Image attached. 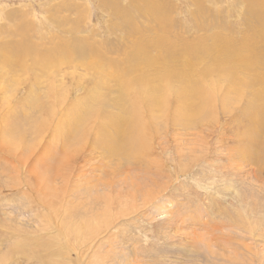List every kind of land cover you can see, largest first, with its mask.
<instances>
[{"label":"rangeland","instance_id":"374dc122","mask_svg":"<svg viewBox=\"0 0 264 264\" xmlns=\"http://www.w3.org/2000/svg\"><path fill=\"white\" fill-rule=\"evenodd\" d=\"M199 2L203 17L195 27L198 6L194 0H0L1 49L4 44H27L48 51L59 48L57 43L86 40L102 44L104 51L106 44H118L120 51L112 57L120 62L135 53L132 46L139 42H151L140 49L149 51L155 60L160 54L155 43L193 48L175 60L180 61L172 67L175 72H167L162 64L146 67V55H141V66L127 77L131 83L146 76V83L169 89L166 97L148 98L146 102L152 105L144 107L146 117L136 114L135 124L124 132L137 130L142 145L137 147V141L128 148L133 152L129 163L117 157L120 175L110 174L111 158L85 140L50 180L51 165L39 157L51 146L60 114L37 135L31 127L35 109L26 99L30 96L33 103L43 104L50 90L66 93L62 110L92 92L89 82L94 71L80 66L88 59L58 54V61L44 69L34 53L22 55L29 74L17 67L5 77L18 79V73L23 79L18 93L10 83L5 94L0 92V99H12V104L0 103V264H264V128L256 153L250 156L244 151L252 139L240 132L245 121L238 115L244 102L229 103L224 109L218 101V83L210 91L215 96H204V101L190 103L194 96L181 93L190 89L196 79L190 74L196 68L209 79L227 83L226 90L231 91L251 78L239 74L231 84V79L226 80L231 72L224 63L217 65L213 53L203 52L210 49L207 42L220 44L217 50H228L224 42L234 45L232 50L245 41L250 43L264 15V0ZM133 28L138 32L130 35ZM198 55L201 59L194 66L185 67L186 60ZM98 59L107 58L94 57ZM2 61L0 57V67ZM99 66L104 74L114 76L113 68ZM43 71L45 76L38 77ZM165 74L164 82L161 76ZM121 85L110 90L112 97ZM18 99L25 103L15 109ZM125 104L134 109L128 101ZM5 114L9 129L2 136ZM17 138L34 144L33 150L24 153L22 146L16 148ZM64 150L68 154L76 149L72 145Z\"/></svg>","mask_w":264,"mask_h":264},{"label":"bare ground","instance_id":"6f19581e","mask_svg":"<svg viewBox=\"0 0 264 264\" xmlns=\"http://www.w3.org/2000/svg\"><path fill=\"white\" fill-rule=\"evenodd\" d=\"M194 2H195V8L196 6H198L196 8V14L198 15L195 18V23H196L195 27H197L203 17L202 8H200L202 5H200L199 0H194ZM260 21L261 24H257L259 25V27L254 28L252 34V36L254 37L253 40L250 41V43H247L245 41L241 46H239L241 49L237 48L232 50L230 47L234 45L231 46V44L228 45V43L224 42V45L228 47V50L227 49L217 50L218 47H222L220 44L215 43L216 44L215 46H211L207 42V46L210 49L203 52L208 56L213 53L214 56L212 58V61H215L217 65H219V63L221 62L224 63L226 70H229V72H231L228 74L229 78L226 79V80L231 79V84L234 83L236 76L239 74L242 75L246 74V76L247 75L251 76L249 80L245 79L244 81H242L241 84H239L236 87L237 90L236 89L234 91L226 90L229 89L227 83H225V85L222 84L221 80H219L218 78L209 79V77H206L207 75H204L202 73L204 72L202 69L196 68L193 71L194 73L192 72L193 74H190L195 76L196 78L191 82L190 89L188 90L184 89L181 92L182 94L188 92L192 96H194L189 99L190 103H193L195 99L197 102H200L201 100L204 101L205 98L204 96H209L212 94L210 91H213L214 88L218 86L217 85L218 83L219 84L218 88L221 87V89H219L220 91H219L218 101L223 105L224 109L228 108L229 103L233 104L236 102H244L245 103L244 107L242 108L241 112L238 115L242 116L245 121V125H241L240 127V132L243 135H246L252 139L251 145L248 148H246V150L244 151L245 153H248L250 156L256 153L255 149H257V147L259 146V142L257 143V140L259 141L262 139L261 133H263V128H264V15L261 16ZM210 24L212 26V22ZM133 30H131V33H129L130 35L138 32V30L135 28H133ZM150 43L151 42L134 43L132 47L134 48L135 53L133 52L132 55L129 56V58L126 57L121 58L120 62L117 61V59H115L114 57H112V54L114 52L117 53L120 51V46L118 44L116 45L106 44L107 49L104 51L102 49V47H104L102 44L100 43H96L97 45L89 44L86 40H82L81 43L74 40V42L69 45H67L66 42H63L62 44L57 43L56 46L59 48H55L48 51H39L36 47L27 44H18V45L4 44L3 47L6 50L0 48V57H3V61H2L3 66L0 67V90H1L0 92L3 94H5V88L9 83L12 87L16 89V93H18V88L20 86L19 84H21L23 80L21 77H19L17 73L18 79H11L10 81L12 82L8 81L7 79H5V77L9 72L11 73L16 72V68L20 67L18 70H22L24 74H29L28 68L25 67L26 61L22 56L25 53H34L35 55L33 57L38 58V60H36V63L44 69L50 66L52 63L58 61V57L56 56L58 54H62V56L76 57V60H78L77 57L88 59V61H81L79 64L81 67L87 70L94 71L93 79L89 82V84H91V88H93L92 92L84 93V96L82 98H77L74 103L71 104L67 103L66 107L62 110H60L61 106H63V104L66 103L67 101L66 93L64 95L60 92L52 93L53 90H50V93L49 92L46 93L45 97L47 98V100L46 103L43 104L33 103L30 96H28V98L26 99L27 103L33 106V108L35 109L34 115L36 116L34 117L33 124L31 125V127L32 130H34V132L37 135H39L40 133L43 134V132L50 127L54 117L58 113L60 114L59 119L57 120L56 124H54L56 128L51 137L52 138L51 146L49 149H46V151L42 152L41 156L39 157L41 159H44V162L51 165V169L48 170V172H50V178L48 177V180L52 179L54 176L57 175V170L59 167H65V165H67L68 160L71 159L70 157L72 155H76V153L74 152L78 151V148L82 146L85 140H88V143L91 147H95V145L100 146L104 151L103 156L105 158H111L110 161L113 162L114 165L111 167L112 168L111 171L113 172H111L110 174L113 173V175L115 176L120 175L121 168L119 166L115 167L116 165L115 161L117 157L118 158L125 157L124 163H129V161L132 159L130 154H132L133 152L128 148H132L137 141H139L140 143L137 145V147L141 146L142 137H140L137 133V130L134 131L133 128H130V130L127 133L124 132L129 128V126L135 124L136 121L134 120V117L136 116V114L142 115L141 118L145 116L144 107L148 108L150 105H152V102H146L148 98H153L157 100V98L166 97L164 93L167 92L169 88L167 90H162L160 86H157L153 83H146L145 81L148 80V77L146 76H142L137 79H132L131 83L127 81V77L135 73L138 70V68L141 66V55H146V60L143 62L144 66L153 67V66H161L162 64V67L167 72H175L172 69V67L175 65V63L180 62L175 60L180 56L182 55L186 56L187 54H190L193 51V48L190 46H184L182 48L180 47L178 48L177 47L178 45L171 42L155 43L153 45L156 47L157 50L160 51L158 59L155 60L150 57L151 53L149 51L146 52L140 49L141 46L143 45L148 46ZM234 44L237 45V41ZM245 47H248V49H245ZM95 56L106 57L107 59H98L94 61ZM12 57H14L15 59H13ZM196 59H201V56L198 55L195 58L186 60L184 62V64L186 65L185 67L191 68V66H194ZM203 61L205 60L203 59ZM121 64L124 66L122 69H120ZM99 65H107L113 68V70L115 71L114 76L110 77L104 74L101 71V67ZM200 65H201V61L199 62V66ZM183 70H185V68ZM217 73L218 72H215V74ZM44 76L45 74L43 71V76H38V77L43 78ZM167 77H168L167 74L161 76L164 82ZM120 82L122 83V85L120 86V90L118 94L115 97H112L110 90L113 89L117 90V88L120 85ZM111 83L112 85H110ZM97 89H104L105 92L97 91ZM154 93L156 94L151 95ZM212 96L214 97L215 95L212 94ZM197 97H199L200 99ZM98 98H100L99 102H98ZM127 101L132 104L134 109L132 108L129 109L126 106L125 103ZM0 103L12 104V99H7L3 96L0 99ZM24 103L25 101L23 99H18L14 104V106L15 105L17 106L15 107V109L19 108V105L24 106ZM198 109L199 108L194 109V112ZM204 109H206V106H204ZM188 110H191V107H188ZM4 116L5 118L2 121L3 124H5L4 125L5 129L2 132V136L5 133V131L9 129V121H10L9 118H12L13 112H10L9 118L7 114H5ZM201 120L202 118L200 120L198 119V121ZM17 139L19 143L17 144L16 148L22 146L24 153L33 150L34 144L26 142L23 138L20 139L17 138ZM6 141L8 140L6 139ZM72 145L75 147L76 150L70 151L68 153L70 155L66 154L64 148L65 147L68 148ZM140 149L141 148L135 149L134 152H137ZM12 150L14 151V149ZM245 155L249 156L247 154ZM64 156H66L65 159H63ZM38 168L44 169V166L39 165ZM48 192L46 193L48 194ZM52 195L54 196L55 194ZM39 199L42 200L40 197ZM88 204L90 203L88 202ZM86 206L87 205L84 204L83 209H85ZM54 213H55V209H54ZM48 240L50 241L49 238ZM19 242H23V241H19ZM28 243L29 242H24L25 245ZM24 244L20 243L17 245H24ZM54 246L53 248H55ZM60 249L58 251H60ZM138 254L141 255L140 253ZM29 257L30 256H27V258ZM214 258L217 259V257ZM225 258L227 260V257ZM187 260L186 262H188Z\"/></svg>","mask_w":264,"mask_h":264}]
</instances>
